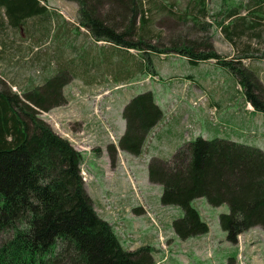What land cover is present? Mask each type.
Listing matches in <instances>:
<instances>
[{
  "label": "trees",
  "instance_id": "16d2710c",
  "mask_svg": "<svg viewBox=\"0 0 264 264\" xmlns=\"http://www.w3.org/2000/svg\"><path fill=\"white\" fill-rule=\"evenodd\" d=\"M67 1L79 5L78 27L96 42L109 43L125 53L135 50L141 55L144 70L150 71L146 56L151 53L174 54L191 64L214 60L236 78L246 106L264 114V84L251 69L233 64L239 62L222 60L212 45L198 48L184 40H172L168 45L158 40L153 45L146 0ZM45 2L0 0V10L9 26L17 28L27 19L46 18L47 8L42 5ZM262 4L264 0H258L257 5ZM158 8L174 14L172 1ZM233 12L226 13V18L235 21L223 29L230 42L237 35L232 25L241 24L239 33L258 26L243 19L245 15L238 17ZM250 15L264 20V14L252 11ZM205 17L206 0H189L178 18L199 26ZM57 28L59 40L68 44V48L57 53L59 71L68 70L84 81L82 74L89 73L88 67L90 79L101 70L110 72L111 59L100 61L94 57V61L91 55L89 59L80 56L72 33H63L64 26ZM75 57L82 61L76 66ZM113 66L121 76L122 64ZM58 79L54 73L40 86L29 85L19 94L0 80V264H154L150 246L127 249L121 245L111 222L96 213L81 177L82 154L40 118L41 113L67 104L62 88L68 79ZM121 115L125 129L117 140V149L138 156L163 113L147 91L133 96ZM107 153L113 163L116 147L108 145ZM147 178L150 184L162 187V206L182 210L183 215L172 222V230L180 240L209 232L191 204L198 198H205L212 207L227 205L228 212L219 215V226L231 244L236 245L238 237L251 228L264 230V151L255 146L198 137L182 144L169 160L152 158ZM228 264H235L234 260Z\"/></svg>",
  "mask_w": 264,
  "mask_h": 264
},
{
  "label": "rangeland",
  "instance_id": "374dc122",
  "mask_svg": "<svg viewBox=\"0 0 264 264\" xmlns=\"http://www.w3.org/2000/svg\"><path fill=\"white\" fill-rule=\"evenodd\" d=\"M170 1L173 2L172 15L158 8ZM188 1L146 0L147 16L151 19L152 44L156 45L158 40L162 45H168L172 40H184L198 45V48L212 45L222 60L239 62L233 64L251 69L264 84V20L250 15L252 11L263 15L264 4L258 6V0H206V17L200 20L199 26H195L188 20L182 22L178 18ZM42 5L47 8L46 18L27 19L17 28L9 26L3 10H0V80L12 92L19 94L29 85L40 86L54 73L59 75V82L68 79V84L62 88L63 95L69 99H78L87 108L72 113L62 106L63 108L41 113L40 118L82 154L80 168L88 180V183H84L88 195L93 198V186L102 183L103 192L107 194H103L100 208L105 209V218L109 221H114V218L107 209H111L109 206L115 208L114 230L121 245L124 231L122 216L127 212L129 214V211L121 212L107 190L110 188L111 174L118 173L122 177V171L125 170L130 175L133 172L138 178V188L133 190L134 196L141 206V212H146V215L141 213L138 216L142 235L130 234L131 240L144 242L145 231L150 232L152 239L156 238L154 242H144L152 248L154 264H228L230 259L235 264H264V230L260 227L251 228L238 237L236 245L227 242L226 235L219 226V215L227 213L228 207H212L205 198L195 199L191 204L208 225L209 232L196 238L180 240L173 233L172 222L183 215L182 210L175 206H162V187L150 184L147 180L149 161L157 156H164L158 158L169 160L178 149L172 147L180 140L186 143L198 137L205 140L220 138L261 147L264 151V137H261L264 136V114L248 110L236 78L226 69L217 66L214 60L191 64L185 58L174 54H147L150 71L144 70L141 55L135 50H127L125 53L106 42L103 46L96 47L88 40L87 34L73 32L80 56L82 54L89 59L91 55L100 61L111 59V66L122 64L121 76L110 66L109 71L112 74L101 70L97 74V85L85 87L78 84L81 81L79 75L68 70L59 71L57 55L68 48L67 43L66 45L59 40L60 29L57 26H78L79 5L67 0H46ZM230 10L234 14L238 13V17L245 15L243 19L258 23V26L239 33L241 24L232 25L231 29H235L237 35L232 36L233 42H230L223 32L228 22L235 21L233 18H226V13ZM81 62L78 58H73V65ZM88 72L82 74L86 81H89L92 74L89 67ZM121 84L122 87H119ZM67 89L73 90V95H67ZM147 91L152 93L155 103L163 113L155 133L165 136L168 132L170 141L160 140L155 148H143L138 156L122 154L117 149L120 131L114 129L111 132L109 129L111 113H119L133 96ZM93 118L101 119L104 122L102 127L93 128L88 125ZM107 129L116 144L110 141ZM256 134V138H263L261 144L253 141ZM153 139L156 140L157 137L154 135ZM108 145H114L117 150L113 163H110L108 157ZM132 179L136 186L133 176ZM145 198L154 213L146 206ZM97 203L93 206L98 214L100 208L95 209ZM159 245L163 250H160Z\"/></svg>",
  "mask_w": 264,
  "mask_h": 264
},
{
  "label": "crops",
  "instance_id": "0c3cea01",
  "mask_svg": "<svg viewBox=\"0 0 264 264\" xmlns=\"http://www.w3.org/2000/svg\"><path fill=\"white\" fill-rule=\"evenodd\" d=\"M73 32H77L78 34H80V33L87 34L88 40H90L92 43H94V45L96 47H101L104 44V42L94 41L93 38L91 37V35H89V33L84 28L78 27L77 25L64 26L63 33H69L70 34ZM70 55H73V54L71 53ZM91 58L94 61H96L94 59V56H91ZM97 79H98V76H95V74H94V75H92L91 79H89V81L88 80L87 81L81 80L78 82V84H82L85 87H87V86L94 87L98 83ZM114 79H115V77H114ZM115 87L117 88L118 86L115 84ZM119 87H122V84ZM65 88H64V90H65ZM67 92H68L67 95H73V90L67 89ZM66 100H67V104L65 105V107L68 108V111H72V113H78L82 109L87 108L86 105L84 103H82L81 101H79L78 99L66 98ZM61 108H63V107H61ZM247 108L249 111L253 110L251 108V106H249V105H247ZM121 114H122V108L120 109L119 113H116L115 115L113 113H111V121L109 123V126H110L109 129H111V132L114 131V129H118L120 131L118 136H121V134L123 133V131L125 129V122L122 119ZM103 123L104 122L101 119L99 120V119L93 118L88 122V125H90L93 128H99V127H102ZM158 124L150 131L148 137L146 138V141L144 143L143 148H148V149L149 148H155V144L159 143L160 140L165 141V142L170 141V135L168 134V132H166L165 136H163V135L158 136L159 133H155V130L157 129ZM154 135L157 137L156 140L153 139ZM256 137H257V134L255 136V139H253V141L255 143L258 142L261 144V142H262L261 140H263V138H260V137L256 138ZM261 137H264V136H261ZM184 143H185L184 141L180 140V142L178 144H176L175 146H173L172 149H177ZM262 144L264 145V140H263ZM259 149H261V147ZM124 154H126V153H124ZM157 157H164V156H157ZM121 158H122V156H121ZM131 175L133 176L134 181L137 183L136 186H135V183L133 182ZM131 175L125 170L122 171V177H120V175L118 173H112L111 178L109 179L110 180V188L107 191L110 193L109 197H113V199L115 201V206L117 208H119L121 210V212L122 211H129V214L127 212L126 214H124V216H122V222L124 223L123 224L124 225V231L122 232V245L129 250H134L141 245H145L144 244L145 241L154 242L156 240V238L152 239L150 232L145 231L146 240L144 242H135V240H131L132 238H131L130 234L132 236L133 235L136 236L138 234L142 235V232L140 231V227L138 226V225H140V224H138V220H139L138 216H140L141 213L146 215V212L145 213L141 212V206L138 205V201L134 196L133 190H134V188L136 190V187L138 188V182H137L138 178L136 177L135 174H133V172L131 173ZM102 186H103L102 183H99V184H96L95 186H93L94 187L93 198L89 194L90 198L92 199L93 205L95 202H98L97 203L98 206L95 207V209L101 207V202H100L101 198L104 196L103 194H107V192H105V191L103 192ZM145 202H146V204H147L146 206L148 207L150 212H153V208H151V205L149 204V202L147 201L146 198H145ZM100 209H102V208H100ZM133 209H137V211L134 212ZM137 212H140V213H137ZM98 215L102 219L106 220L105 213L102 215H100V214H98ZM138 232H140V233H138ZM128 236H130V237H128ZM166 244H167V241H166ZM159 248H160V250H163L160 247V245H159Z\"/></svg>",
  "mask_w": 264,
  "mask_h": 264
},
{
  "label": "built area",
  "instance_id": "2783aa9c",
  "mask_svg": "<svg viewBox=\"0 0 264 264\" xmlns=\"http://www.w3.org/2000/svg\"><path fill=\"white\" fill-rule=\"evenodd\" d=\"M107 132H108V135H109L110 141L113 142V143H115V139L111 136V133H110V131H109L108 129H107ZM81 177H82V180H83L84 183H88V180L85 178L82 169H81ZM136 197H137V196H136ZM109 207L111 208V213H112L113 218H114V221L111 220L110 222H111V224H112L113 226H115V225H116V223H115V213H114L115 208L112 207V206H109ZM103 208H106V207H103ZM104 210H105V209H99V210H98V214H100V215L104 214V213H105ZM147 215H148L149 219L153 222V219L150 217V215H149V214H147ZM108 221H109V220H108ZM116 230H117V228H116Z\"/></svg>",
  "mask_w": 264,
  "mask_h": 264
},
{
  "label": "bare ground",
  "instance_id": "6f19581e",
  "mask_svg": "<svg viewBox=\"0 0 264 264\" xmlns=\"http://www.w3.org/2000/svg\"><path fill=\"white\" fill-rule=\"evenodd\" d=\"M108 211H111V209H107Z\"/></svg>",
  "mask_w": 264,
  "mask_h": 264
}]
</instances>
